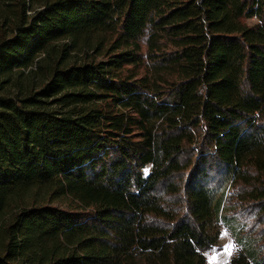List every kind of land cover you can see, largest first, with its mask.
Masks as SVG:
<instances>
[{
    "label": "trees",
    "instance_id": "1",
    "mask_svg": "<svg viewBox=\"0 0 264 264\" xmlns=\"http://www.w3.org/2000/svg\"><path fill=\"white\" fill-rule=\"evenodd\" d=\"M222 225L264 264V0H0V264H208Z\"/></svg>",
    "mask_w": 264,
    "mask_h": 264
},
{
    "label": "rangeland",
    "instance_id": "2",
    "mask_svg": "<svg viewBox=\"0 0 264 264\" xmlns=\"http://www.w3.org/2000/svg\"><path fill=\"white\" fill-rule=\"evenodd\" d=\"M255 21L256 18L248 20L249 23H254ZM54 203H56V201ZM220 229L221 234L215 248L206 254L208 264H228L231 258L239 251V247L229 230L224 225H222ZM225 246H228V249L231 252L230 255L228 251H226Z\"/></svg>",
    "mask_w": 264,
    "mask_h": 264
},
{
    "label": "snow or ice",
    "instance_id": "3",
    "mask_svg": "<svg viewBox=\"0 0 264 264\" xmlns=\"http://www.w3.org/2000/svg\"><path fill=\"white\" fill-rule=\"evenodd\" d=\"M226 251H228L229 255L231 254L230 250L228 249V246H225Z\"/></svg>",
    "mask_w": 264,
    "mask_h": 264
}]
</instances>
